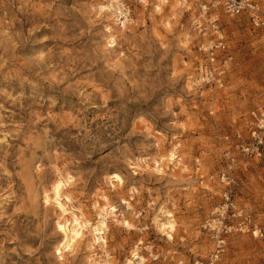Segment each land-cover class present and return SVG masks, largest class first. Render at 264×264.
<instances>
[{
    "label": "rangeland",
    "instance_id": "1",
    "mask_svg": "<svg viewBox=\"0 0 264 264\" xmlns=\"http://www.w3.org/2000/svg\"><path fill=\"white\" fill-rule=\"evenodd\" d=\"M128 1L133 20L121 31L98 10L105 0H0V264H88L95 256L85 244L56 254L59 211L44 203L55 166L74 177L72 205L87 220L97 219L103 196L118 209L102 248L114 264L139 240L160 253L145 264L202 261L210 250L201 226L218 203L220 138H246L249 111L264 108V28L219 12L231 70L224 87L198 88L194 1ZM106 25L117 28L111 47ZM242 165L240 202L261 207L264 158ZM113 173L123 183L109 180ZM160 208L173 215L171 241L152 223ZM217 264H264V243L234 234Z\"/></svg>",
    "mask_w": 264,
    "mask_h": 264
},
{
    "label": "built area",
    "instance_id": "2",
    "mask_svg": "<svg viewBox=\"0 0 264 264\" xmlns=\"http://www.w3.org/2000/svg\"><path fill=\"white\" fill-rule=\"evenodd\" d=\"M113 13L119 24L132 23V9L128 0H111ZM194 13L190 26L196 34L197 56L195 57L193 83L196 87L222 88L231 70L233 54L220 22V13L226 17L243 14L254 28H264V11L257 0H193ZM179 5L187 7L188 0H178ZM191 6H188L190 9ZM213 111H209L212 114ZM250 124L247 137L240 131L223 133L221 141V165L216 173L219 185L218 203L202 222V229L210 242V250L204 260L195 259L191 263L183 260L177 264H217L226 248L227 240L234 234H246L264 243V188L259 195L261 207L251 208L240 202L247 188L245 160L264 158V108L254 107L249 111ZM140 231L147 226H140ZM104 240L94 242L97 248L89 264H114L113 254L104 250ZM160 253L153 243L136 241L122 264H145L157 262Z\"/></svg>",
    "mask_w": 264,
    "mask_h": 264
},
{
    "label": "bare ground",
    "instance_id": "3",
    "mask_svg": "<svg viewBox=\"0 0 264 264\" xmlns=\"http://www.w3.org/2000/svg\"><path fill=\"white\" fill-rule=\"evenodd\" d=\"M107 4H101L98 6L100 12H104L110 17V20L118 26V29L123 31L126 25L124 23L119 24L114 13L113 7L111 5V0H105ZM145 2V0H143ZM162 2H167L168 0H160ZM160 1L155 5L156 10H160L161 7ZM178 3V2H177ZM179 4V3H178ZM117 28L110 25H106L104 32L107 35L108 46H113L114 43V34ZM189 86V85H188ZM176 158L173 150H169L166 159L167 161H173ZM61 168L55 166V171L58 172V176L52 182L51 185V194L48 193L44 196V203L47 206H53L59 211L57 221L55 222V228L59 232L60 240L56 245V254L59 259H62L64 253H72L76 250L78 245L85 244L86 251L90 252L93 248V244L97 240H104L101 236L102 230L107 228V219L108 217H113L114 220L120 221L117 218L118 209L112 205L108 204L107 198L103 196V203L100 204L98 201L95 202L94 207L96 210L97 219L92 223L84 217V213L72 205L73 193L69 191V188L74 184L75 180L71 174L60 172ZM154 170L156 172H162V169L158 161H155ZM109 180L117 181L118 183H123L122 178L113 173L108 178ZM121 204H126L127 207L129 202L125 199H122ZM155 214L152 218V223L155 225L158 232L165 236L167 241L173 240V231L175 230V224L172 219V213L168 210H161ZM121 223L133 229L134 225L131 224L128 220L122 219ZM90 236V237H89ZM140 241V240H139ZM89 264V261H88Z\"/></svg>",
    "mask_w": 264,
    "mask_h": 264
}]
</instances>
